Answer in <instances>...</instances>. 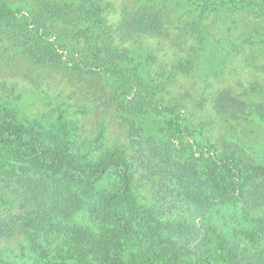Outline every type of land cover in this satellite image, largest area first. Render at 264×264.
I'll return each instance as SVG.
<instances>
[{"label":"rangeland","instance_id":"1","mask_svg":"<svg viewBox=\"0 0 264 264\" xmlns=\"http://www.w3.org/2000/svg\"><path fill=\"white\" fill-rule=\"evenodd\" d=\"M52 1L85 6L83 0ZM98 1L115 49L128 55L163 113L128 112L101 73L36 63L0 24V117L41 132L66 131L70 155L93 163L118 153L131 165L149 137L172 142L181 157L193 153L198 159L203 152L200 171L214 185L237 183L241 172L239 196L215 215L228 235L241 233L249 240L254 222L264 217V46L257 44L264 40V0ZM0 2L19 16L40 18L53 34L73 29L44 14L39 0ZM147 23L158 28L141 31L139 24ZM213 161H227L235 170L225 164L228 173H215ZM131 172L138 204L145 214H154L148 186L134 168ZM0 187L12 201L1 205L0 213L12 205L13 212L26 216L10 237L0 239V264H128L130 247L113 250L107 259L89 255L85 244L101 221L84 188L72 185L61 203L60 212L89 231L76 237L84 245L76 249L48 243L49 225L41 226V213L26 201L22 187ZM256 188L263 190L260 197ZM215 196L217 191L202 201ZM62 218L56 217L53 232ZM203 223L197 219L196 229Z\"/></svg>","mask_w":264,"mask_h":264},{"label":"trees","instance_id":"2","mask_svg":"<svg viewBox=\"0 0 264 264\" xmlns=\"http://www.w3.org/2000/svg\"><path fill=\"white\" fill-rule=\"evenodd\" d=\"M39 1L44 14L73 29L53 34L40 18L19 16L0 2V24L10 41L25 48L40 65L68 64L101 73L115 88L120 106L132 114L163 113L138 72L128 64V55L115 49L98 0H83V7ZM138 27L141 31L158 28L152 23ZM257 44L264 46V40ZM183 148L185 155L188 152ZM139 153L131 165L118 153L93 163L70 155L66 131L41 132L0 117V184L23 188L26 201L41 213V226L44 222L49 225V244L84 247L76 237H87L88 229L61 213L63 198L77 185L89 192L91 211L97 212L101 221L85 244L95 258L107 259L113 250L119 253L130 247L128 264H264V217L254 222L249 240L241 233L228 235L216 219L215 212L239 196L241 172L237 170V183L216 186L200 171L203 152L198 159L193 153L181 157L172 142L154 137L140 143ZM225 162L213 161L210 169L223 174L230 171L225 164L234 169ZM132 168L148 186L154 214H145L134 196ZM226 181L229 183V176ZM214 191V199L202 201ZM262 192L256 188L255 197ZM10 200V195L0 192V206L12 204ZM59 214L63 218L53 232ZM25 217L13 212L12 205L0 213V239L10 237ZM199 218H204L205 226L196 229Z\"/></svg>","mask_w":264,"mask_h":264}]
</instances>
